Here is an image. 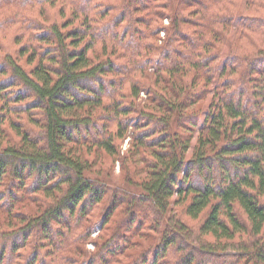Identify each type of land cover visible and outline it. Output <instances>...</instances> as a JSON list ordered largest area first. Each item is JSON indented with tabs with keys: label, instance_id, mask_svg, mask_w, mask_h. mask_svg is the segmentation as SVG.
I'll use <instances>...</instances> for the list:
<instances>
[{
	"label": "clouds",
	"instance_id": "clouds-1",
	"mask_svg": "<svg viewBox=\"0 0 264 264\" xmlns=\"http://www.w3.org/2000/svg\"><path fill=\"white\" fill-rule=\"evenodd\" d=\"M0 264H264V0H0Z\"/></svg>",
	"mask_w": 264,
	"mask_h": 264
}]
</instances>
